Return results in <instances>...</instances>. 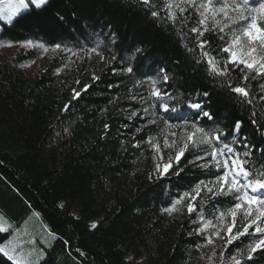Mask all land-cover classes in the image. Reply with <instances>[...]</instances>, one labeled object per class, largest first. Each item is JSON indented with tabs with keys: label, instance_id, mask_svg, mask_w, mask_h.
I'll list each match as a JSON object with an SVG mask.
<instances>
[{
	"label": "trees",
	"instance_id": "16d2710c",
	"mask_svg": "<svg viewBox=\"0 0 264 264\" xmlns=\"http://www.w3.org/2000/svg\"><path fill=\"white\" fill-rule=\"evenodd\" d=\"M186 7L185 19L172 26L154 19L140 0H47L0 23V41L41 44L49 50L31 76L21 66L34 58V50L20 48L0 60V212L13 221L34 216L53 236L37 264H221L223 243L205 247L197 227L202 217L226 211L231 195L209 199L202 192L203 199L194 201L198 212L190 215L186 206L165 212L178 196L192 193L198 181L220 174L219 165L211 157L189 163L203 154L189 144L179 163L178 149L171 148L172 167L157 175L144 137L161 140L164 121L184 128L183 122L195 120L199 111L189 101H199L213 119L202 118L198 126L230 133L223 139L231 143L234 121L242 119V134L257 149L264 148V135L249 123L255 111L264 124V101L259 99L264 76L249 73L246 83L254 103L241 107L221 85V77L214 78L206 65L195 62L200 56L194 41L183 36L188 26H197L199 16ZM220 35L210 22L202 39L225 60ZM223 35L230 36L228 29ZM92 47L102 49L109 62L91 54L73 60L69 69L68 49L88 52ZM127 66L134 68L132 74L120 71ZM161 68L167 70L168 84L160 79ZM229 73L233 81L241 76L231 65ZM149 78L169 93L164 102L176 111L153 107L143 112L159 104L150 95ZM260 158L261 152L254 151L252 159ZM209 161V167L199 166ZM237 219L245 222L239 214ZM225 223L231 224L230 216ZM225 232L226 227L221 235ZM8 236L0 233V244ZM251 239L245 235L229 245L226 264H233L228 254ZM213 248L217 257L209 260ZM0 264L17 263L0 253ZM244 264H264V253Z\"/></svg>",
	"mask_w": 264,
	"mask_h": 264
},
{
	"label": "snow or ice",
	"instance_id": "6c2138e0",
	"mask_svg": "<svg viewBox=\"0 0 264 264\" xmlns=\"http://www.w3.org/2000/svg\"><path fill=\"white\" fill-rule=\"evenodd\" d=\"M45 2L46 0H0V20L11 22L19 10L27 9L30 4L40 7ZM140 3L146 6L149 14L154 19L163 20L172 26L180 24L185 19L186 6L194 8L199 16L197 26H188V31L184 33L183 38L188 39L190 37L194 41L195 50L199 52L200 56V59L195 62L206 65V71L214 78L221 77V85L235 95L237 103L241 107L253 105L252 93L246 82L249 79V73L255 72L256 76H264V55H258V52H264V0H200L199 3L197 0H161L159 5L154 4L153 0H140ZM210 22L211 29L213 31L218 30L221 33L219 38L224 42V46L219 51L227 54L225 60L218 59L216 55L209 51L208 45L210 42L202 39L205 32L209 30ZM234 25L236 27H233ZM226 29L230 33L227 39L223 35ZM181 32H184L183 26ZM242 37L246 39H242ZM55 47L59 49L61 46L57 44ZM44 51H48V49L45 48ZM68 51L72 52V49H68ZM137 51H140V49H137ZM88 52L99 56L102 63L109 62V58H106L102 54V49L98 47H92L88 49ZM75 54L73 52V55ZM110 59L115 60L116 57L112 56ZM229 65L241 73V76L235 81L230 76ZM112 71L115 72L116 69H112ZM120 71L132 74L134 68L132 66L122 67ZM159 73L162 83L168 84L167 70L161 68ZM93 79L96 80L98 77L93 75ZM148 82L152 86L150 95L156 101H159V104H150L149 107L143 109V112L147 113L153 107H159L164 112L176 111L175 107H171L164 102L169 93L157 86V79L149 78ZM87 87L85 86V90ZM109 87L111 88L112 85H109ZM259 87L261 93H264V83H261ZM203 95L207 96L208 93L205 92ZM75 96H79V93L74 92ZM259 99L264 101V95H261ZM188 106L199 111L196 113L195 120L191 122L185 120L183 122L184 128L182 131L186 133V136L183 138V146L180 147L175 157L176 162L179 163L185 151L188 150L189 144H191L203 154H196L189 163L197 164L199 161H208V158L211 157L219 165L217 171L220 174L207 182L198 181L192 188V193L195 195L187 191L184 192L165 209V212L169 214L180 212L181 208L178 205H181L185 200L188 201L187 211L190 215L198 212L199 209L196 208L194 201L198 197L203 199L201 197L202 192L210 194L209 199H213L217 195H231L233 200L227 210L214 213L211 219L202 217L201 223L197 227V233L203 238L205 247L213 245L217 240L223 243L222 248L219 250L221 264H226L225 251L229 245H232L234 241L242 236L252 237L244 248L237 247L235 252H231L227 256V261H231L233 264H244V260L252 261L257 253H264V148L257 149L256 145L251 143L250 138L242 134L241 129L244 124L242 119L234 121L231 128V134L234 138L229 143L223 138H226L230 133L223 132L220 128L209 131L205 127L198 126L197 121L202 118L213 119V114L204 110L201 102L189 101ZM133 115L140 116L138 113H133ZM150 123L156 124V120H151ZM249 123L264 135V124H261L257 119L255 111L251 112ZM164 125L168 128L179 127L167 121H164ZM107 127L108 125H105V128ZM189 127L191 130H189ZM137 131H142V129L137 128ZM197 134H199L198 140L196 139ZM172 135L176 136L177 133L173 132ZM155 139L153 136L144 137L146 143L159 151L160 145L154 143ZM164 143L166 146L171 147L176 144V141L173 140L172 145H169L167 139H165ZM254 151L261 152L259 160L252 159ZM160 159L163 160L162 155ZM210 163L209 161L199 164V166L207 168ZM171 167L170 157L168 163L163 164V171H161V165L157 164L156 174L163 176L168 173ZM246 208L254 210L246 211ZM238 214L245 221L244 223H239ZM228 216L231 217L230 225L221 227L219 224L213 223L214 220L223 222ZM92 227H96V225L93 224ZM225 227L226 232L221 235ZM10 229L11 226L0 215V233L10 235ZM0 253L8 255L3 245H0ZM216 257L217 249L213 248L209 260ZM9 259H12V257H9Z\"/></svg>",
	"mask_w": 264,
	"mask_h": 264
},
{
	"label": "rangeland",
	"instance_id": "374dc122",
	"mask_svg": "<svg viewBox=\"0 0 264 264\" xmlns=\"http://www.w3.org/2000/svg\"><path fill=\"white\" fill-rule=\"evenodd\" d=\"M197 2L199 3L200 0H197ZM32 6L35 5L30 4L27 9L19 10L16 15L30 9ZM16 15L14 17H16ZM1 22H5V21L0 20V23ZM233 27L236 26L234 25ZM242 39H246V38L242 37ZM20 48L32 49L35 52L34 58L24 62L21 66L25 70L26 74L28 76H31L32 73L37 69L38 65L46 59L49 50L44 51V49L47 47H44L41 44H34L29 42L11 43V42L0 41V60H4L8 58ZM73 52L76 54L73 55ZM73 52H66L67 55L66 62L68 64L67 66L69 67V69H71L70 68L71 62L76 58L78 57L88 58L91 55L89 54V52H84V51L81 52L73 51ZM258 55H264V52H258ZM182 129L183 128L181 126L176 128L167 127L164 130V135H161V140L155 137L156 139L154 143L160 145L159 151H157L151 145L146 143V145L152 150L155 172H156L157 164L161 165V171H163V164L168 163L169 158L171 157L169 153L171 148H177L179 152L180 147L183 146V138L186 136V133L182 131ZM173 132L177 133V135L173 136L172 135ZM165 139H167L169 145H172L173 140L176 141V144L172 145L171 147H168L164 143ZM161 155L163 156V160L160 159ZM211 161L214 164L218 165L216 161L212 159ZM221 164H222V158H221ZM187 203L188 201L185 200L181 205H178V207L181 209L184 206L187 207ZM245 210L253 211L254 209L246 208ZM0 215H2L7 221V223L11 226L10 229L11 234L2 244H0L5 247L8 256L12 257V259L17 264H37L44 255L42 249L51 244L53 240L52 239L53 236L43 227L42 223L34 216H28L27 218H24V220L22 219V221H13L5 217L4 214H2L1 212ZM225 224L226 223L224 220L223 222H220L219 225L223 227Z\"/></svg>",
	"mask_w": 264,
	"mask_h": 264
}]
</instances>
